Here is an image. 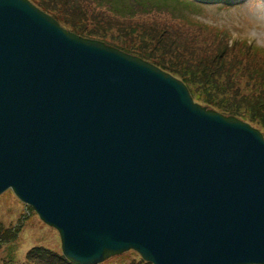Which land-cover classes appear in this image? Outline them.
Returning <instances> with one entry per match:
<instances>
[{
  "label": "water",
  "instance_id": "obj_1",
  "mask_svg": "<svg viewBox=\"0 0 264 264\" xmlns=\"http://www.w3.org/2000/svg\"><path fill=\"white\" fill-rule=\"evenodd\" d=\"M74 264H264V137L155 65L0 0V193Z\"/></svg>",
  "mask_w": 264,
  "mask_h": 264
},
{
  "label": "rangeland",
  "instance_id": "obj_2",
  "mask_svg": "<svg viewBox=\"0 0 264 264\" xmlns=\"http://www.w3.org/2000/svg\"><path fill=\"white\" fill-rule=\"evenodd\" d=\"M32 1L42 4L67 31L148 61L182 81L201 106L243 120L264 135V0L232 7L151 0L153 8L125 17L109 5L122 0ZM248 41L257 48L247 50ZM27 231L33 232L29 238ZM39 251L57 256L55 263L65 259L56 229L12 191H4L0 264H35L33 255ZM145 263L151 264L128 250L99 264Z\"/></svg>",
  "mask_w": 264,
  "mask_h": 264
},
{
  "label": "trees",
  "instance_id": "obj_3",
  "mask_svg": "<svg viewBox=\"0 0 264 264\" xmlns=\"http://www.w3.org/2000/svg\"><path fill=\"white\" fill-rule=\"evenodd\" d=\"M35 6H37L38 8H40L41 10H43L45 13L53 16L51 13H49L48 11H46L45 7L42 6V4L40 3H34L32 0H30ZM101 1H105V0H101ZM121 1V0H120ZM146 0H130V1H126V0H122L121 3H116L114 1L115 6L117 7L115 9V12H118L119 15L121 17H125L127 15H130L131 13L135 12V11H142V10H146V9H151L154 7L153 3L151 2V0H148L147 3L144 4ZM205 1V0H204ZM207 1V0H206ZM217 1V0H216ZM219 2H221L220 0H218ZM224 1H231V0H224ZM109 5L112 6L111 2L109 3ZM54 17V16H53ZM55 18V17H54ZM247 47V46H246ZM190 92V91H189ZM191 94V93H190ZM192 96V94H191ZM193 98V97H192ZM34 257H36V262L35 264H71L69 263L66 259H64V261H60L58 263H55V258H58L55 255H52L50 253H47L45 251H39L37 252L35 255H33ZM147 264V263H145Z\"/></svg>",
  "mask_w": 264,
  "mask_h": 264
},
{
  "label": "bare ground",
  "instance_id": "obj_4",
  "mask_svg": "<svg viewBox=\"0 0 264 264\" xmlns=\"http://www.w3.org/2000/svg\"><path fill=\"white\" fill-rule=\"evenodd\" d=\"M32 233H33L32 231H31V232H30V231H27V232L25 233V235H26L27 238H29V235H31Z\"/></svg>",
  "mask_w": 264,
  "mask_h": 264
}]
</instances>
